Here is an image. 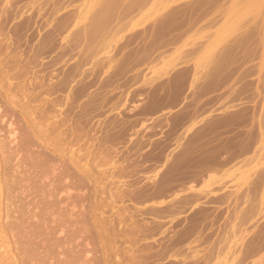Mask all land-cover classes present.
<instances>
[{
	"label": "rangeland",
	"instance_id": "374dc122",
	"mask_svg": "<svg viewBox=\"0 0 264 264\" xmlns=\"http://www.w3.org/2000/svg\"><path fill=\"white\" fill-rule=\"evenodd\" d=\"M36 1L12 0L8 5L4 4V0L0 1V23L3 26L1 27L0 24V32H2L0 34V44H2V46L0 45V78L4 81V88L10 89V92H18L14 98H19V101L13 103L10 98L12 94H10L6 98L5 103L8 107L19 109L23 102H28V99L25 98L26 94L21 93L22 88L26 89L27 95L32 97L30 103L34 114L31 117H39L42 114V108L46 107V109L50 110L53 108L52 105L55 100L62 98L63 119L55 127L49 126L48 131H40L42 137L39 140V144L41 143L42 145L35 148L48 154L52 160L60 165L68 167L60 169L70 172L79 180H84V183L82 180L81 183H88L87 186L90 188H86V185L83 187L86 188V191L84 190L86 193H89L90 190V195L86 197L89 198V196L94 194L92 198L88 199L84 196L86 193H83V198L88 200L85 203L88 204V207H92L90 217L93 216V219H90L91 224L89 225H93L94 228L93 220L97 226L101 227L96 226L97 228L107 231L108 236L110 234L109 238L107 239L106 237L105 239L98 236L96 231H92L93 234L91 235L94 238L92 241L95 247L97 246L96 250H99L97 251L99 260L105 257L107 260L111 258L109 259L111 261L108 260V264L113 262V264H136L137 260L144 256L145 260H140V263L137 264H173V260L178 262L175 263V261L174 264H179L181 259H184V262L187 260L184 264L188 262L192 264L193 257H190L192 254L190 253L191 250L188 251V241H184L185 244L179 238L194 223L195 227L198 228H195L196 230L194 229V231H201L200 234L206 232L205 236H208L207 238L203 234L197 235L195 234L196 232L194 233L193 237L196 235V239L201 237L204 243L201 242L203 245L201 243V245H197L198 243H196L195 250L198 248L201 253L204 250L205 252H203L207 254L206 251L209 252L208 250L213 248L212 252H210L213 255L209 253L212 258L208 255L209 259H211L208 262L209 264H230L233 259L235 261L234 264H241V261L243 264H264V246L260 245L262 247L261 250L258 247L259 239L264 232V182L259 181L264 173V0H51L52 5H50V0H38L42 8L45 6L43 11L40 4ZM54 1L59 3L55 5ZM107 1L116 2L119 7L115 3L118 8L111 10V3L109 5ZM47 2H49L48 5ZM58 4L61 5L62 15L65 13V16L68 15V17L64 15L62 17L61 11H59L60 5ZM62 5L64 11L62 10ZM38 6H40L39 9L41 11L38 10ZM54 6L58 11H53ZM125 6L131 9L128 11V7L124 9ZM100 9L103 11L102 15L99 14ZM171 9L173 14L169 13V10L172 12ZM22 10L27 12L23 13L21 12ZM94 13L95 16L104 15L101 19L105 28L100 27V29L102 28V30L99 29L101 32L96 31L95 34L93 33L94 39L90 38L89 41H86L89 36L87 37L86 33L81 31L97 25L99 21L101 22L99 24L103 25L101 20L96 21L100 16L95 17ZM168 14L169 16L171 14L173 19L175 18L174 21H176V16L179 21L185 18L187 21L180 25V27L183 25L181 28L178 27L171 32L175 35L172 43L168 46L151 49L157 22L168 16ZM53 15H56V17ZM92 15L95 18H92ZM107 15L110 17H107ZM58 16L63 19L62 25H67V28L63 25V33L61 29L57 31L55 29L58 24H55V22H59L57 20ZM26 17L29 18L27 19ZM53 17L56 19L54 20ZM46 19L50 21H46ZM51 19L55 21L54 24L51 23L53 22ZM66 19L67 22H71L67 23ZM73 19H76L74 20L76 22ZM20 21L25 22L21 24L19 23ZM90 21L94 22V24L91 25ZM50 23L51 25H49ZM83 23L84 25H82ZM100 25L95 26L96 29L94 27L91 30H97ZM80 27L82 29H79ZM64 28H66V31ZM47 30L51 33L59 32V36L62 34L68 37L62 38L61 35L60 38H56L58 34L54 33L52 35L47 32V34H50L49 39H54L53 36L56 35L55 39L57 41L54 39L50 42L51 40L45 37L49 35L45 34ZM91 30H87V35H91L89 32ZM72 32L76 34H71ZM77 32L79 34L76 37ZM99 32L101 35H97ZM68 33L69 35H67ZM44 34L45 36L43 37ZM97 37L100 39L104 38V40H100ZM64 40L65 42H63ZM91 40L93 41V50H89L90 44L88 42ZM47 43L50 45L48 46ZM60 45L65 48H61ZM37 47L38 50H36ZM42 49L44 50L43 53ZM58 59L63 61V63L61 61L58 63ZM64 60L66 61L64 62ZM56 63L58 64L56 65ZM60 63L62 66L65 65L63 66L64 71L62 70L63 67L59 65ZM56 67L60 68L59 71H57ZM69 67L72 69L69 70ZM61 70L63 74H61ZM180 78H184V82L180 81ZM193 79L195 80L193 81ZM190 81L193 82L190 83ZM192 83L193 85H191ZM166 90L171 94L170 96ZM155 97H157V100ZM148 109L149 111H147ZM52 120L54 118H51ZM188 125L191 127L190 131H186V126ZM187 135L191 136V151L194 150L193 152H195L197 157H199V151L200 154H203L210 149L223 146V153L221 152V157L223 158L230 153L228 151L235 149L234 146L237 140L246 138L252 140L250 148L239 153L235 158L233 157L234 159H231L230 162L228 161L229 163L226 162L224 163L225 165H219V167H208L218 169H212L209 173L207 171V175H204L201 179L194 176L188 181L189 184L186 181L187 184L184 183V179L183 182L177 184V186H180V190L176 186L174 190L178 191L185 190L183 187L186 185H193V188H198V190L207 188L206 194L208 197H203L201 192L199 194L198 190H195L196 193L192 192L193 196H190L189 202L185 200L187 188L183 192L185 196L180 192L175 194L176 191L173 188L164 190L160 183V185L158 184L159 186H151V179H147L151 175V178L156 179L164 176V171H166V167L169 164V157H172L177 151L181 150L180 152H182L185 149L188 142ZM48 144L57 145V152L50 154V149L46 147ZM158 146L161 147L162 152ZM88 147H90L89 150H87ZM163 147H165L164 150ZM115 159L117 160L115 161ZM191 168L196 170L198 166L193 165ZM111 172H113V175L109 174ZM108 174L111 176L109 177ZM121 174L125 177H120ZM145 176L148 177L146 178ZM101 177L102 179L100 180ZM258 177L259 180L257 179ZM118 178L119 180L116 181L115 179ZM123 178L126 182L121 183L125 181ZM138 180L139 184L148 181V183L142 184L146 190L141 188V185L139 186ZM129 181L135 187L130 185ZM181 183L184 185H181ZM203 186L206 187L199 189ZM129 187H132V190ZM136 188L147 192V197L142 198V200L140 198L142 203H139L138 199H136L140 197L138 195H141L139 190L136 191ZM127 191L129 192L128 194H130V191L135 192L134 195L137 197L133 195L135 197L134 201L127 200V198H133L131 197L132 195H130L131 198L127 197ZM162 191L164 192L161 193ZM125 192L126 195L124 194ZM179 194L183 196L180 195L177 199L173 197ZM194 194H197V197ZM198 194L199 196L202 195L200 196L201 198H198ZM123 196L127 198L124 199ZM108 198L110 201L113 200L111 201L112 203H110ZM146 198L148 199L147 202L144 200ZM170 198L172 201L174 199L177 201L180 198L178 204L182 206L177 207V202L173 201L176 204L174 205L173 203L172 211L175 210L176 213L175 211L169 212L168 214L172 213V215H168L169 218L166 215H159L162 219L159 220L160 218H158L155 222L154 219L155 217L157 219L158 216H154V213H151L153 211H150L147 215L145 214L146 212L141 211L146 210L149 212L150 209H147V207L154 205L155 202L159 203L163 199L170 201ZM102 199H106L105 202ZM115 199L119 202L117 201L116 203ZM90 200L95 202L89 203ZM135 200L138 201V204L137 202L135 203ZM94 204L95 206H93ZM147 204L149 205L147 206ZM134 206L136 208H133ZM190 206L191 208H189ZM186 207L187 210H185ZM161 208L165 209V207H159L158 209L162 210ZM200 208L209 210V214L207 215L206 211L207 216L204 215L206 220L204 217L198 219L199 215L194 217L195 214L199 213ZM176 209H179L178 212ZM140 211L143 213H140ZM199 214L201 215V211ZM174 215H176L175 218H172ZM130 216L134 219L137 218L136 221H132ZM188 216H191L187 218L189 221L186 219ZM129 217L131 218L130 220L128 219ZM184 217L185 219H183ZM191 218L194 219L191 220ZM173 219H176V221L174 220L176 223ZM153 220L154 223L152 222ZM163 220L164 222H160ZM178 220H182V222H178ZM139 221L141 223L144 222V230L153 227L152 223L153 225H158H154L153 230L155 231L152 234L153 230L144 231L142 229L144 224L142 223L143 225H141ZM136 222H138V225H136ZM177 223L180 224L178 225ZM148 225L151 227H147ZM184 225L185 227H183ZM157 226L163 228L162 230L169 229L170 226L173 229L170 231L165 230L166 233L164 234L165 231L158 229ZM133 227L137 228L134 229ZM138 227L142 230L140 229V231ZM113 228H115V231ZM172 230L176 232L173 233ZM203 230L204 232H202ZM116 231H118V234H114ZM149 232L152 236L148 234ZM260 232L261 237L258 234ZM177 234L179 235L177 236ZM255 235L257 238H255ZM111 236L114 241H110ZM174 236L176 237L174 238ZM145 237L150 239L145 240ZM169 237L174 240L171 239L172 241H169ZM204 237L207 241H204ZM138 238L141 243H137ZM167 241L169 243L172 242L170 245L173 244L172 246L178 247V251L180 249V255L183 254V251L184 253L188 251L185 254H189V257L184 255L188 259L184 256L182 258V255L177 254L176 249L171 247ZM165 242H167L169 247ZM142 244L146 246V250L151 245L153 249L147 250L150 256H152L150 250L155 251L157 257L159 256L157 252L159 253L160 251V255L163 253L162 255L164 256L161 255L159 256L160 259L159 257L157 259L153 252V260L149 258L150 256L147 259V254H145L147 252L142 250L144 248ZM103 245L107 249L109 248V252L103 248ZM247 245L249 248L254 245V249L258 247L255 252L252 247V250L250 248V251L256 254L252 252V256L248 250L249 248H247V252L246 248H244ZM133 246L136 247L133 248ZM204 246L209 247V249ZM167 247L170 249L169 251ZM194 248H192V251H194ZM106 251L109 253L107 256L102 254L103 252L106 253ZM175 252L176 254H174ZM124 253L129 256L123 257ZM169 253L172 254L173 259ZM173 254L181 258L174 257ZM240 254L242 258H245L246 254L249 255H247V258L242 259ZM135 256L138 259H135ZM11 257L5 259L1 264L12 260ZM194 258L195 262L197 257ZM236 258L238 262H236ZM126 259H129L130 263ZM254 261L257 263H254ZM180 264H183V262Z\"/></svg>",
	"mask_w": 264,
	"mask_h": 264
},
{
	"label": "bare ground",
	"instance_id": "6f19581e",
	"mask_svg": "<svg viewBox=\"0 0 264 264\" xmlns=\"http://www.w3.org/2000/svg\"><path fill=\"white\" fill-rule=\"evenodd\" d=\"M0 1H2V0H0ZM12 0H4V4H6V5H8L10 2H11ZM49 1V0H48ZM58 1V0H57ZM55 2V5H57L56 3H59V2ZM63 1V0H62ZM36 2H38V0L36 1ZM109 1H107V3H108ZM113 1H110L109 2V5H110V3H111V7H110V9L112 10H114L115 8L117 9L119 6L117 5V3H116V5L118 6V7H116V5H115V3H112ZM33 3V2H32ZM39 3V2H38ZM43 3H44V1H43ZM46 3V2H45ZM48 3L49 2H47V5H48ZM50 3H51V0H50ZM103 3V2H102ZM3 4V5H4ZM15 4V3H14ZM35 4V3H34ZM33 4V5H34ZM40 4V3H39ZM60 4H61V1H60ZM60 4H58V5H60ZM63 4H64V2H63ZM37 5V4H36ZM50 5H52V3L50 4ZM49 5V6H50ZM16 6V5H15ZM40 6H41V4H40ZM40 6H38V10H40L39 9V7ZM115 6V7H114ZM56 7H58V6H56ZM128 6H125L124 7V9H126ZM9 8V7H8ZM36 8H37V6H36ZM44 8H45V6H44ZM44 8H42V6H41V9H42V11L43 10H45ZM50 8V7H49ZM53 8V7H52ZM62 10L64 11V7H63V5H62ZM101 8V7H100ZM46 9H48V8H46ZM61 9V5H60V8H59V11H61L60 10ZM115 9V10H116ZM131 8L130 7H128V11L130 10ZM54 10H56V11H58L57 10V8L55 9V6H54V8H53V11ZM102 9H100L99 11L101 12H99V11H97V12H99V14H101L102 15V12L103 11H101ZM110 10V11H111ZM120 10V9H119ZM172 10V9H171ZM3 11V10H2ZM34 11V10H33ZM37 11V10H36ZM41 11V10H40ZM1 12V11H0ZM21 12H23V10L21 11ZM25 13L27 12L26 10L24 11ZM23 12V13H24ZM36 13H39V12H36ZM51 13V12H50ZM81 13V12H80ZM169 13H171V14H173V10H172V12H170V10H169ZM3 14V13H2ZM5 14V13H4ZM30 14H31V12H30ZM41 14V13H40ZM39 14V15H40ZM52 14H54V13H52ZM51 14V15H52ZM58 14V13H57ZM56 14V15H57ZM104 14V13H103ZM171 14H170V16H169V14H168V16H165V17H163L161 20H158V22H157V25H156V30H155V38H154V40H153V43L151 44V49H153V48H156V47H164V46H168L170 43H172L173 42V40L175 39V35H174V33H171L173 30H175L176 28H178V27H180V25L182 24V23H185L186 21H187V19L185 18V19H180V21L179 20H177V16H176V21H174V19H173V16H171ZM56 15H53L54 17H56ZM61 15H62V11H61ZM60 15V16H61ZM64 16H65V13L63 14ZM62 15V17H64ZM94 16H95V13L93 14ZM93 15L91 16L92 18H95V17H99L100 16V18L99 19H96V21L97 20H101L102 21V23H103V20L101 19V17H104V15L103 16H101V15H96L95 17H93ZM4 17H6L5 15H3ZM21 16V15H20ZM60 16H58L59 18L57 19V20H59V22H55V21H53L52 19H51V21H53V22H51V23H53L54 24V22H55V24L56 23H58L54 28L56 29V31L58 30V29H61L62 30V27H63V25H62V21H63V19H61L62 17H60ZM109 15H107V17H108ZM175 16V15H174ZM54 17H53V19H54ZM65 17H68V15H66ZM90 17V18H91ZM110 17V16H109ZM27 19L29 18V17H26ZM31 18V17H30ZM52 18V17H51ZM56 19V18H55ZM54 19V20H55ZM67 19H69V18H67ZM67 19H66V22H67ZM47 20H49V19H46V21ZM74 20H76V19H73V21ZM94 20V19H93ZM93 20H91V21H93ZM30 21H31V19H30ZM50 21V20H49ZM90 21V24L92 25V24H94V22H91ZM25 22V21H24ZM24 22H19V23H21V24H23ZM27 22V21H26ZM69 22V21H68ZM67 22V23H68ZM71 22V21H70ZM69 22V23H70ZM74 22H76V21H74ZM49 23V22H48ZM51 23L49 24V25H51ZM78 23V22H77ZM89 23V22H88ZM99 23H101L100 21H99ZM99 23H97V25H100ZM156 23V22H155ZM1 24V23H0ZM73 24V23H72ZM89 24V25H90ZM96 24V23H95ZM74 25V24H73ZM72 25V26H73ZM79 25H80V23H79ZM82 25H84V23L82 24ZM85 25H87V24H85ZM90 25V26H91ZM97 25H95L96 27H97ZM102 25V24H101ZM99 26V28H97V30H95L96 29V27L95 26H92L91 28L89 27V28H85L86 29V31H81L82 33L83 32H85L86 33V36L88 37L89 36V39L88 40H86V38H85V40L86 41H89L90 40V38L91 39H94V36H93V33L95 34V32L96 31H100V30H102V28L104 29L105 28V26H104V23H103V25L102 26ZM52 26H54V25H52ZM65 27L67 26L66 24L64 25ZM104 26V27H103ZM183 26V25H182ZM181 26V27H182ZM1 27H3L2 26V24H1ZM70 27V26H69ZM74 27V26H73ZM95 27V29L94 30H91V29H93ZM100 27H102L101 29H100ZM180 27V28H181ZM67 28V27H66ZM66 28H64L65 29V31H66ZM75 28V27H74ZM77 28V27H76ZM179 28V29H180ZM54 29V30H55ZM79 29H82L81 27L79 28ZM91 30V31H89L90 33H91V35H87V30ZM100 29V30H99ZM68 30V29H67ZM181 30V29H180ZM1 31V30H0ZM4 31V30H3ZM64 31V32H65ZM69 31V30H68ZM75 31V30H74ZM79 31V32H80ZM47 32H49L48 30L46 31V33L45 34H47ZM101 32V31H100ZM100 32L99 33H97V35H99L100 34ZM2 32H0V34H1ZM4 33H6L5 31H4ZM8 33V32H7ZM49 33H51V32H49ZM48 33V34H49ZM58 34L57 32H53V33H51L52 35L53 34ZM62 33H63V30H62ZM67 33V32H66ZM74 32H72L71 34H73ZM84 33V34H85ZM102 33H103V31H102ZM170 33V34H169ZM45 34L43 35V37L45 36ZM47 34V35H48ZM60 34V33H59ZM59 34H58V36H56V38H60V36L62 35H60L59 36ZM74 34H76V33H74ZM78 32H77V35H76V37L78 36ZM83 34V35H84ZM89 34V33H88ZM169 34V35H168ZM6 35V34H5ZM67 35H69V33L67 34ZM101 35V34H100ZM4 36V35H3ZM9 36V35H8ZM49 36H50V34L48 35V36H45L48 40H51L50 42H52V40H54L55 39V36H53L54 37V39L52 38V39H49ZM66 35H62V38H66V37H68V36H66ZM42 37V38H43ZM72 37H73V35H72ZM75 37V38H76ZM80 37V36H79ZM83 37V36H82ZM85 37V36H84ZM96 37V36H95ZM10 38V37H9ZM45 38V39H46ZM97 38H99V37H97ZM11 39V38H10ZM44 39V40H45ZM73 39V38H72ZM100 39V38H99ZM102 39V38H101ZM100 39V40H101ZM108 39H109V37H108ZM1 40V39H0ZM7 40V39H6ZM5 40V41H6ZM42 40V39H41ZM43 40V41H44ZM59 40V39H58ZM75 40V39H74ZM102 40H104V38L102 39ZM55 41H57L56 39H55ZM62 41V40H61ZM106 41V40H105ZM9 42V41H8ZM54 42V41H53ZM63 42H65V40L63 41ZM96 42H97V40H96ZM10 43V42H9ZM59 44H60V42H58ZM89 44H90V46H89V50H93V41L91 40L90 42H88ZM48 44V46L50 45L49 43H47ZM58 44V45H59ZM65 44V43H64ZM1 46H2V44H0ZM10 45V44H9ZM0 46V47H1ZM47 46V47H48ZM63 46V45H62ZM61 45H60V47L61 48H65L64 46L62 47ZM41 48H42V46H40ZM39 47V48H40ZM40 48V49H41ZM59 48V47H58ZM61 48H60V50H61ZM45 50H46V48H44ZM82 49V48H81ZM36 50H38V47H37V49ZM35 50V51H36ZM111 50V49H110ZM109 50V51H110ZM11 51V50H10ZM42 51V53H43V49L41 50ZM82 51V50H81ZM6 52V51H5ZM111 52V51H110ZM40 53V52H39ZM229 53V52H228ZM6 54V53H5ZM17 54V53H16ZM230 54V53H229ZM3 55V54H2ZM22 55V54H21ZM38 55V54H37ZM40 55V54H39ZM86 55V54H85ZM10 56H12V55H10ZM16 56V55H15ZM2 57V56H1ZM83 57H84V54H83ZM5 58V57H4ZM9 58V57H8ZM16 58H17V56H16ZM94 58V57H93ZM1 59V58H0ZM13 59V58H12ZM61 59H62V56H61ZM68 60H70V59H68ZM82 60H83V58H82ZM7 61V60H6ZM28 61V60H27ZM59 61H61L60 59H58V63H59ZM66 60H64V62H65ZM91 61V60H90ZM62 63H63V61H61ZM4 63V62H3ZM58 63H56V65L58 64ZM0 64H1V61H0ZM4 64H6V63H4ZM67 64V63H66ZM59 65H61V63L59 64ZM71 65V64H70ZM2 66H3V64H2ZM62 66V65H61ZM63 66H65V65H63ZM62 66V67H63ZM109 66V65H108ZM58 67H60V66H58ZM61 67V68H62ZM71 67H73L72 65H71ZM5 68V67H4ZM57 68V67H56ZM58 69V68H57ZM60 69V68H59ZM59 69L57 70V71H59ZM72 68H70L69 67V70H71ZM179 69V68H178ZM186 69V68H185ZM39 70V69H38ZM63 71L65 70L64 69V67H63V69H62ZM61 70V74H63V71ZM69 70H67V71H69ZM110 70V69H109ZM184 70V69H183ZM188 70H189V68H188ZM1 71H2V69H1ZM9 71V70H8ZM18 71H19V69H18ZM178 71V70H177ZM5 72V71H4ZM72 72V71H71ZM3 73V72H2ZM184 73V72H183ZM182 73V74H183ZM8 74V73H7ZM56 74H57V72H56ZM94 74V73H93ZM178 74H179V72H178ZM182 74H181V76H182ZM13 75V74H12ZM54 75V74H53ZM73 75V74H72ZM180 75V74H179ZM212 75V74H211ZM211 75H209V76H211ZM63 76V75H62ZM61 76V77H62ZM175 76V75H174ZM180 76V77H181ZM209 76H206V77H209ZM212 76H214V75H212ZM3 77V76H2ZM42 78H43V76H42ZM52 78V77H51ZM176 78V77H175ZM210 78V77H209ZM212 78V77H211ZM213 79V78H212ZM5 80H6V78H5ZM9 80V79H8ZM183 81L184 80V78L182 79V78H180V81ZM195 79H193V81H194ZM186 81V80H185ZM193 81H190V83L191 82H193ZM206 81V80H205ZM212 81V80H211ZM184 82V81H183ZM206 82H208V81H206ZM37 83V82H36ZM181 83V82H180ZM195 83V82H194ZM11 84V83H10ZM209 84H210V82H209ZM38 85V84H37ZM181 85H182V83H181ZM191 85H193V83L191 84ZM12 86V85H11ZM33 86V85H32ZM184 86V85H183ZM25 87V86H24ZM38 87V86H37ZM35 88H36V86H35ZM182 88V87H181ZM34 90V89H33ZM166 92H167V90H166ZM18 92H13V91H11L10 92V89H5L4 88V81H3V79L2 78H0V237H1V239H0V244H1V246H0V264H1V262H3L5 259H7L8 257H11L12 258V260H9L8 262H6V263H3V264H108V260L109 259H111V258H109L108 260H107V258H105V257H103V258H101V260H99V256H97V251H99V250H96V247H95V244H94V242L92 241V240H94V238H93V235H91V234H93L92 233V231L94 232V231H96V234L98 235V236H100V237H104L105 239H106V237H107V239L109 238V236H110V234H109V236H108V232L107 231H105V230H101V229H99V228H101V227H99V226H97L96 224H95V222L92 220V223L95 225L94 226V228H93V225L91 226V225H89V224H91V221H90V219L92 218L93 219V216L92 217H90V210H91V208L92 207H88V204L87 203H85V202H87L88 200L87 199H84L83 197L85 196H88V195H90V190H89V193H86L85 191V189L86 188H90V187H88L87 185H88V183L87 182H85V183H87V184H83L84 182V180H82V182L83 183H81V180H79L78 178H76L74 175H72L70 172H68V171H66V170H63V169H60V168H68V167H66V166H64V165H60L58 162H55L54 160H52L51 158H50V156L48 155V154H46L45 152H42V151H40V150H38V149H36L35 147H39V145H42L41 143L39 144V140H41L40 138L42 137L41 135H40V131H43V130H47L48 131V128H49V126L51 127V126H56V125H58L59 123H60V121L63 119V113H64V108H63V101H62V98H59V99H56L55 100V103L52 105L53 106V108L52 109H46V107L45 108H42L41 109V111H42V114L41 115H39V117H36V116H34V117H31L33 114H34V111L32 112V107H31V103H30V101H31V95H27V93H26V89H23L22 88V94H26L25 95V98H27L28 99V102H23V104L19 107V109H17V108H15V107H8L7 105H6V103H5V101H6V98H8L9 97V95L10 94H12V96L10 97L11 98V101L13 102V103H16L17 101H19V98H14L15 96H16V94H17ZM168 93V95L170 96L171 94H169V92H167ZM155 96V95H154ZM176 97H178V96H176ZM156 98V100H157V97H155ZM170 98V97H169ZM172 98V97H171ZM172 99H175V98H172ZM52 100V99H51ZM155 100V99H154ZM47 102V101H46ZM50 103V102H49ZM157 104V103H156ZM156 104H155V107H156ZM13 105V104H12ZM152 105V104H151ZM34 106V105H33ZM54 107H58V108H54ZM152 107V106H151ZM151 107L149 108L150 109V111H151ZM54 109V110H53ZM149 109L147 110V111H149ZM154 109V108H153ZM184 110V109H183ZM40 111V110H39ZM36 112V111H35ZM187 112V111H186ZM182 113H184V112H182ZM184 114H186V113H184ZM188 114H190V113H188ZM184 116H186V115H184ZM183 116V117H184ZM189 116V115H188ZM174 117V116H173ZM178 117V116H177ZM192 117V116H191ZM51 118H54V120H52L51 121ZM175 119V118H174ZM189 120V119H188ZM188 120H187V122H188ZM56 121V122H55ZM173 122H174V120H172ZM183 121H184V118H183ZM45 122H48V123H45ZM185 122H186V119H185ZM190 123V122H189ZM185 124H187V123H185ZM176 125V124H175ZM174 125V126H175ZM185 126V125H184ZM187 127V130L186 131H190V129H191V127L188 125V126H186ZM206 129H207V127H206ZM201 132V131H200ZM190 134H191V132H190ZM195 136V135H194ZM198 137V136H197ZM187 144H186V146H185V149L182 151V152H180V151H177L178 152V154H177V152L172 156V157H169L170 158V160L168 159V166L166 167L167 169H166V171H164L165 173H164V176H160V177H158V178H160V179H156V178H151L152 177V175H151V177H146L147 179H151V186H159L160 184H161V186H162V188L164 189V190H166V189H170V188H173V190H174V188H175V186L176 187H180L179 185L177 186V184H180V182H183V179H184V183H186V182H188V181H190L194 176H196V177H199L200 179L201 178H203L204 177V175H207V173H209V171H211L212 169L213 170H215V169H218V168H208V167H214V166H218L219 167V165L221 166V165H225L224 163H229L230 161H231V159H234L235 158V156L236 155H238L239 153H242L243 151H246L248 148H250V146H251V142H252V140L250 139V138H246V139H241V140H237L235 143H236V145L234 146V148L235 149H233V150H231V151H228V152H230V153H228V154H226L227 156H225V157H221V152H222V150H223V146L222 147H215V149H210V150H208L207 152H205V153H201L200 154V151H199V157H197V156H195V152H193V151H191V144H192V142H191V136L190 135H187ZM168 139V138H167ZM156 141V140H155ZM167 141V140H166ZM158 142H159V140H158ZM161 142V141H160ZM171 142V141H170ZM185 142V141H184ZM165 143V142H164ZM168 143V142H167ZM166 143V144H167ZM44 144V143H43ZM47 144V143H46ZM155 144V143H154ZM157 144V143H156ZM161 144V143H160ZM159 144V145H160ZM194 144H195V142H194ZM232 144H234V142H232ZM169 145V144H168ZM168 145H166L167 147H168ZM196 145V144H195ZM161 146H163V145H161ZM46 147H48V149H50L49 150V152H50V154L51 153H54V152H57V150H58V148H57V145H55V144H48V146H46ZM52 147V148H51ZM159 147V146H158ZM160 149H161V147H159ZM159 148H157V149H159ZM164 148L165 147H163V150H164ZM175 149H176V147H174ZM214 148V147H213ZM227 148V147H226ZM90 149V147H88L87 148V150H89ZM156 149V148H155ZM181 149V148H180ZM225 149V148H224ZM196 151H197V149H195ZM91 151V150H90ZM156 151V150H155ZM89 152V151H88ZM161 152H162V149H161ZM204 152V151H203ZM158 153H159V151H158ZM174 153V152H173ZM180 153V154H179ZM223 153V152H222ZM146 154H148V153H146ZM165 154V153H164ZM197 154V153H196ZM54 155V154H53ZM75 155V154H74ZM77 155H79V154H77ZM153 155V154H152ZM166 155H168V154H166ZM165 155V156H166ZM118 157V156H117ZM144 157V156H143ZM147 157H148V155H147ZM154 157H155V155H154ZM160 157V156H159ZM168 157V156H167ZM234 157V158H233ZM166 158V157H165ZM118 159V158H117ZM117 159H115V161L117 160ZM157 159V158H156ZM156 159H154V160H156ZM136 161V160H135ZM229 161V162H228ZM80 162V161H79ZM150 162H151V160H150ZM86 163V162H85ZM135 163H137V162H135ZM166 163H167V161H166ZM115 164V163H114ZM142 165V164H141ZM193 165H197L198 166V169H196V170H193L194 168H191ZM122 166V165H121ZM119 167V166H118ZM142 167V166H141ZM120 168V167H119ZM132 171V170H131ZM153 171V170H152ZM156 171V170H155ZM193 171H195V172H193ZM208 171V172H207ZM262 171V170H261ZM114 172V171H113ZM113 172H111V173H109V174H111V175H113ZM151 172V171H150ZM207 172V173H206ZM264 172V171H263ZM116 173V172H115ZM119 173V172H118ZM206 173V174H205ZM90 174V173H89ZM107 174V173H106ZM108 174V176L110 177L111 175H109ZM125 175H126V172H125ZM155 175H156V172H155ZM154 175V176H155ZM259 175H261V174H259ZM77 176V175H76ZM124 176V175H123ZM122 176V174H121V176L120 177H123ZM261 176H264V173H263V175H261ZM113 177V176H112ZM125 177V176H124ZM156 177V176H155ZM163 177V178H162ZM89 178V177H88ZM114 178H116V177H114ZM127 178V177H126ZM90 179V178H89ZM102 179V177L100 178V180ZM104 179V178H103ZM108 179V178H107ZM124 179V178H123ZM122 179V180H123ZM145 179V178H144ZM258 180H259V177L257 178ZM111 180V179H110ZM116 181L117 180H119V178L118 179H115ZM114 180V181H115ZM125 180V179H124ZM196 180V179H195ZM204 180V179H203ZM103 181V180H102ZM112 181V180H111ZM120 181H121V179H120ZM177 181H179V182H177ZM186 181V182H185ZM259 181H261V180H259ZM104 182V181H103ZM124 182H126V180L125 181H123V182H121V183H124ZM173 182V183H172ZM177 182V183H176ZM205 182V181H204ZM102 183V182H101ZM105 183V182H104ZM103 183V184H104ZM120 183V184H121ZM128 183H130V185H133V183L131 184V182L129 181ZM144 184H146V183H148V181H146V183L145 182H143ZM142 183V184H143ZM160 183V184H159ZM83 184V185H82ZM119 184V185H120ZM127 184V183H126ZM125 184V185H126ZM138 184H139V180H138ZM142 184H139V186L141 185V188H143V186L144 185H142ZM159 184V185H158ZM187 184V183H186ZM185 184V185H186ZM188 184H189V182H188ZM84 185H86V188H83L84 187ZM128 185V184H127ZM130 185H128V186H130ZM181 185H184V184H182L181 183ZM207 185V184H206ZM128 186H125V187H128ZM134 187H135V185H133ZM132 186V187H133ZM151 186H150V188H151ZM187 186V187H186ZM186 186H184L183 188H185V190L183 189V188H181V189H183V190H181V191H178V190H180V188L178 189V190H174V191H176V193L175 194H177V192H180V193H182L183 194V192H185L186 191V188H187V193H186V197H185V200L187 201V202H189V198H190V196L192 195L193 196V193H196V191L195 190H198V188L197 189H194L193 188V185H186ZM132 187H129L130 189L132 188ZM134 187H133V189H134ZM145 187V186H144ZM182 187V186H181ZM206 187V186H205ZM204 186L203 187H200L199 189H201V188H205ZM149 188V189H150ZM196 188V187H195ZM113 189V188H112ZM111 189V190H112ZM119 189V188H118ZM126 190H129V189H127V188H125ZM143 189H145V188H143ZM141 190L140 191V189L138 188H136V191L137 190H139L140 191V193H141V195H142V197H141V195H138L137 193V195L138 196H140V197H137V196H135L134 195V193H133V191L131 192L130 191V194H128L129 192L127 191V194H128V196L127 197H130V195H132L131 197H133V198H131V199H129V198H127L126 196V198H127V200L129 201H131V200H133L134 201V199H135V197H137L136 199H138V201H139V203H142V202H140V198H141V200H142V198H145V197H147V192H145L144 190ZM148 189V188H147ZM155 189V188H154ZM177 189V188H176ZM207 189V188H206ZM206 189H204V190H206ZM85 190V191H84ZM121 190V189H120ZM119 190V191H120ZM132 190V189H131ZM135 190V189H134ZM146 190V189H145ZM162 190V189H161ZM172 190V189H171ZM203 189L202 190H198V193L200 194V192L202 193V195H203V197L204 196H207V190L206 191H204ZM87 191H88V189H87ZM153 191H155V190H153ZM86 193V194H84V196H83V193ZM97 192V191H96ZM111 192V191H110ZM121 192V191H120ZM164 191H162L161 193H163ZM193 192V193H192ZM98 193V192H97ZM102 193V192H101ZM103 193H104V191H103ZM131 193H133V194H131ZM170 194H171V192H169ZM209 193V192H208ZM96 194V193H95ZM119 194V193H118ZM125 195H126V192L124 193ZM123 194V195H124ZM143 194H146V195H143ZM174 194V193H173ZM182 194H179V195H174L173 197L175 198V199H177L178 198V196L180 197V195H182ZM199 194H198V198H201L200 196H202V195H200L199 196ZM93 196H94V194H92ZM105 195V194H104ZM135 197H134V196ZM150 195V194H149ZM159 195H161V194H159ZM165 195H167V194H165ZM184 196H185V194H183ZM182 195V196H183ZM194 195H196V197H197V194H194ZM218 195V194H217ZM93 196H89V198H92ZM119 196V195H118ZM121 196H122V194H121ZM176 196V197H175ZM221 196V195H220ZM96 197H98L97 195H96ZM103 197V196H102ZM106 197H109V196H106ZM105 197V198H106ZM170 197H172V196H170ZM173 197H172V199H173ZM202 197V199H204ZM208 197V196H207ZM218 197H219V195H218ZM86 198H88V197H86ZM88 198V199H89ZM110 198V197H109ZM108 198V199H109ZM118 198V197H117ZM123 198H124V196H123ZM126 198H124V199H126ZM149 198H151V197H149ZM169 198V197H168ZM194 198V197H193ZM193 198H191V199H193ZM219 198H221V197H219ZM94 199V198H93ZM107 199V198H106ZM106 199H102V200H104V202H105V200ZM113 199V198H112ZM147 199V198H146ZM146 199H144L146 202L148 201V199L146 200ZM172 199L170 198V201H165V199H163L161 202H159V203H157V202H155L154 203V205L152 204V206H151V208H149V207H147L149 204H147V209H150L149 210V212L148 211H146V210H141V209H143V208H141L140 210L141 211H143L146 215H147V213H150V211H153V212H151L152 214L154 213V216H158L157 217V219H156V217H155V222H156V220H158V218H160L159 220H161L162 219V217H160L159 215H166V216H168V215H172V213H170V214H168L169 212H174V211H172V209H173V207H174V205L176 204V203H174L173 201H175V202H177V204H178V201L180 200V198L176 201L175 199L172 201ZM208 199V198H207ZM216 199H218V198H216ZM100 200H101V198H100ZM122 200V199H121ZM143 200V201H144ZM159 200V199H158ZM194 200H198V199H194ZM92 200H90V202L89 203H93V202H95V201H92ZM97 201V200H96ZM109 201H110V199H109ZM111 201H113V200H111ZM110 201V203H112ZM115 201H116V199H115ZM118 201V200H117ZM117 201H116V203H117ZM124 202H125V200H123ZM138 201L137 200H135V203L137 202V204H138ZM152 201V200H151ZM157 201V200H156ZM192 201V200H191ZM190 201V202H191ZM199 201V200H198ZM202 200H200V202H201ZM204 201V200H203ZM208 201V200H207ZM206 201V202H207ZM101 202V201H100ZM119 202V201H118ZM121 202V201H120ZM123 202V203H124ZM195 202V201H194ZM199 202V203H200ZM103 203V202H102ZM109 202H108V204H110ZM115 203V202H114ZM173 203H174V205H173ZM180 203V202H179ZM201 203H203V202H201ZM209 203V202H208ZM87 204V205H86ZM192 204V203H191ZM121 205V204H120ZM163 205V206H162ZM190 205V204H189ZM198 205V204H197ZM202 205V204H201ZM93 206H95V204L93 205ZM136 206V205H135ZM133 207V208H136V207ZM177 207H180V206H182V205H180L179 206V204L178 205H176ZM207 206V205H206ZM159 207H165V209L163 210V208H161L162 210H160V209H158ZM204 207V206H203ZM138 208V207H137ZM182 208V207H181ZM189 208H191V206L189 207ZM194 208V207H193ZM199 208V207H198ZM207 208V207H206ZM206 208H203V209H205V210H202L201 208V210H199V213H200V211H201V215L198 213V214H195L194 215V217H197L198 215H199V218L198 219H200V218H202V217H204V219H205V216H207L209 213H208V211L209 210H206ZM209 208V207H208ZM144 209H146V208H144ZM126 210H129V209H126ZM132 210V209H131ZM177 210V212H178V210L179 209H176ZM185 210H187V207H186V209ZM94 211V210H93ZM93 211H91L92 213H94ZM134 211V210H133ZM139 211V210H138ZM140 211V213H143V212H141ZM156 211V212H155ZM181 211V210H180ZM196 211V210H195ZM206 211H207V215H206ZM250 211V210H249ZM135 212H136V210H135ZM187 212V211H186ZM198 212V211H197ZM103 213V212H102ZM139 213V212H138ZM156 213V214H155ZM167 213V214H166ZM175 213H176V211H175ZM183 213V212H182ZM152 214H151V216H152ZM174 214V213H173ZM193 214V213H192ZM251 214V213H250ZM89 215V216H88ZM125 215V214H124ZM132 215H134L135 216V214H133L132 213ZM143 215V214H142ZM148 215H150V214H148ZM177 215V214H176ZM176 215H174V217H172V216H170V217H172V218H175V216ZM182 215V214H181ZM189 215V214H188ZM197 215V216H196ZM205 215V216H204ZM201 216V217H200ZM127 217V216H126ZM131 217V216H130ZM128 218L129 220L132 218ZM164 218H165V216H163ZM191 216H188V217H186V219L187 218H190ZM142 218H145V217H142ZM154 218V217H153ZM167 218H169V216L167 217ZM167 218H165V219H167ZM208 218V217H207ZM127 219V220H128ZM136 219L137 218H132V221H136ZM152 219V218H151ZM171 219V218H170ZM183 219H185V217L183 218ZM182 219V220H183ZM192 219H194V218H191V220ZM100 220V219H99ZM99 220H96V221H99ZM121 220V219H120ZM124 220V219H123ZM126 220V219H125ZM148 220V219H147ZM154 220L152 221L153 223H154ZM176 221V219H173V221ZM182 220L180 221V220H178V222H182ZM188 221H189V219H187ZM197 220V219H196ZM206 220V219H205ZM208 220V219H207ZM141 221H145V220H141ZM169 221V220H168ZM174 221V222H175ZM105 222V221H104ZM104 222H103V224H104ZM119 222V221H118ZM126 222H129V221H126ZM140 222V221H139ZM148 222V221H147ZM151 222V223H152ZM159 222V221H158ZM160 222H164V220L163 221H160ZM159 222V223H160ZM167 222V221H166ZM170 222H171V220H170ZM201 222V221H200ZM98 223V222H97ZM101 223H102V221H101ZM123 223V222H122ZM125 223V222H124ZM137 223V224H136ZM135 224L136 225H138V222H136ZM143 224H144V222H142ZM141 222H140V224L141 225H143ZM153 223H152V226L154 227V225H153ZM176 223V222H175ZM174 223V224H175ZM186 223H187V221H186ZM185 223V225L187 226V224L189 223H187L186 224ZM202 223V222H201ZM120 224H121V222H120ZM126 224V223H125ZM124 224V225H125ZM148 224V223H147ZM169 224V223H168ZM171 224H172V222H171ZM170 224V225H171ZM178 225L180 224V223H177ZM176 224V225H177ZM105 225V224H104ZM112 225V224H111ZM115 225V224H114ZM135 225V226H136ZM156 225H158V224H156ZM155 225V226H156ZM163 225V224H162ZM166 225V224H165ZM185 225L183 226V227H185ZM189 225H190V223H189ZM88 226H90V227H88ZM99 227V228H97V227ZM100 226H101V224H100ZM144 226V228H142L143 230L145 229V224L143 225ZM150 225H148L147 227H149ZM172 226H174V225H172ZM172 226H167V227H169V229H167L166 227V231L167 230H171V229H173V228H171ZM197 226H198V224H197ZM102 227H105V226H102ZM113 227V226H112ZM116 227H117V225H116ZM132 227V226H131ZM151 227V226H150ZM153 227H151V228H146V230H144V231H147L148 232V230L149 229H151V230H153ZM162 227V226H161ZM174 227H176V226H174ZM199 227V226H198ZM108 228V227H107ZM127 228V227H126ZM130 228V227H129ZM129 228H128V230H129ZM134 229H136L135 227H133ZM156 228V227H155ZM157 228L158 229H163V228H160V227H158L157 226ZM196 227H195V225H194V223L193 224H191L185 231H184V233H183V235L181 236L180 235V237L181 238H179V239H181V241L183 242V243H185L184 241H188L187 242V246H188V251H190L191 250V252L190 253H192L191 255H190V257L192 256L193 258L194 257H197V259H196V261L194 262V260H195V258L193 259L192 258V264H193V262H194V264L196 263V264H209L208 262H210L211 261V259H209V257H208V255L210 256V254L211 255H213L212 253H210V252H212V249L210 250L209 249V247L207 248V247H205V248H207V249H209L208 251L209 252H207L206 251V253L207 254H205L203 251H202V253H201V251L200 250H198V248H197V250H195V245H196V243H198L197 245H199L201 242H202V238L201 237H199L198 239H196L195 237L198 235V234H200V232H196V231H194V229H195ZM92 229H95V230H92ZM103 229V228H102ZM114 229V231H115V228H113ZM125 229V228H124ZM138 229L140 230L141 228L140 227H138ZM137 229V230H138ZM141 229V230H142ZM196 229H198V228H196ZM195 229V230H196ZM199 229H200V227H199ZM107 230H110V229H107ZM131 230H132V228H131ZM140 230V231H141ZM165 230H162V231H165ZM202 230V229H201ZM120 231V230H119ZM126 231V230H125ZM154 231L155 230H153V232L152 231H150V232H152V234L154 233ZM166 231L164 232V234L166 233ZM168 231V232H169ZM173 231V230H172ZM199 231V230H198ZM111 232H112V229H111ZM118 231H116V232H114V234L115 233H117ZM121 232H123L122 230H121ZM120 232V233H121ZM133 232H135V231H133ZM148 233V234H150L151 235V233ZM167 232V233H168ZM174 232H176V231H173V233ZM196 232V233H195ZM202 232H204V230L202 231ZM110 233V232H109ZM124 233V232H123ZM122 233V234H123ZM143 233H145V232H143ZM194 233L195 234H197L195 237H193V235H194ZM205 233L206 232H204V234L203 233H201L200 235H204L205 236ZM264 233V232H263ZM262 233V234H263ZM95 234V233H94ZM113 234V235H114ZM118 234V233H117ZM116 234V235H117ZM135 234V233H134ZM208 234V233H207ZM259 234V237H261V236H263L262 234H261V232L260 233H258ZM260 234H261V236H260ZM89 235H90V237H89ZM120 235V234H119ZM145 235L147 236V234L145 233ZM155 235V234H154ZM179 234H177V236H178ZM95 236V235H94ZM152 236V235H151ZM167 236V235H166ZM173 236V235H172ZM207 236V235H206ZM205 236V237H206ZM258 236V235H257ZM100 237H97V238H100ZM114 237V236H113ZM138 237V236H137ZM164 237V236H163ZM176 236H174V238H175ZM193 237V238H192ZM203 237V236H202ZM203 238V239H205L204 241H207L206 240V238ZM149 238V237H148ZM154 238V237H153ZM153 238H151V239H153ZM167 238H168V236H167ZM178 238V237H177ZM195 238V239H194ZM207 238H208V236H207ZM255 238H257L256 237V235H255ZM101 239V238H100ZM110 241H114L113 239H112V236L110 237ZM150 239V238H149ZM149 239H147L146 237H145V240H149ZM164 239V238H163ZM169 241H172V240H174V239H172L171 237H169ZM172 239V240H171ZM178 239V240H179ZM191 239V240H190ZM260 240V239H259ZM107 241H109V240H107ZM106 241V242H107ZM126 241V240H125ZM136 241V240H135ZM142 241H143V239H142ZM138 242H140L139 241V238H138V241H137V243ZM146 242V241H145ZM148 242V241H147ZM157 242V241H156ZM168 242V241H167ZM167 242H165L166 244H167ZM96 243V242H95ZM110 243V242H109ZM134 243V242H133ZM137 243H136V245H137ZM141 243V242H140ZM151 243V242H150ZM164 243V244H165ZM169 243V242H168ZM172 243V242H171ZM171 243H169V245L171 244ZM195 243V244H194ZM203 243V242H202ZM201 243V244H202ZM206 243V242H205ZM251 243V242H250ZM107 244V243H106ZM105 244V245H106ZM135 244V243H134ZM149 244V243H148ZM165 244V245H166ZM186 244V243H185ZM193 244V245H192ZM200 244V245H201ZM204 244V243H203ZM202 244V245H203ZM101 245V244H100ZM105 245H103V248H105L107 251H108V249L106 248V247H108L107 245H106V247H105ZM109 245V244H108ZM143 245V244H142ZM147 245V244H146ZM155 245V244H154ZM168 245V244H167ZM166 245V246H167ZM169 245H168V247H169ZM173 245V244H172ZM172 245H170L171 247H173V248H175L174 250L175 251H177V254H179L180 255V253H179V251H180V249H179V251H178V247H174V246H172ZM248 245H250V244H248ZM246 246V247H244V248H246V251H247V248H249V246ZM258 245V244H257ZM260 243H259V245H258V247L260 248V250H261V248L263 247H260ZM90 246V247H89ZM131 246V245H130ZM185 247H186V245H184ZM207 246H209V245H207ZM134 247H136V246H133V248ZM138 247V246H137ZM143 247L145 248L146 246L145 245H143ZM150 247H151V245H150ZM150 247H147L148 249H153L152 247L150 248ZM153 247H155V246H153ZM168 247H167V249H168ZM170 247V248H171ZM211 247V246H210ZM252 246H250V248H251ZM253 247H254V245H253ZM252 247V248H253ZM256 247V246H255ZM258 247H256V248H258ZM111 248V247H110ZM139 248V247H138ZM142 249V250H144V251H146L147 252V250H146V248L145 249ZM182 248V247H181ZM192 248H194V251H192L193 249ZM203 248V247H202ZM204 248V249H205ZM243 248V249H244ZM250 248L248 249L249 251H250ZM252 248H251V250H252ZM254 249L253 251L255 252V250H258V249ZM140 249V248H139ZM243 249H241V250H243ZM101 250H102V248H101ZM100 250V251H101ZM137 250V249H136ZM170 249H168V251H169ZM173 250V249H172ZM186 250H187V248H186ZM217 250V249H216ZM245 250V249H244ZM105 251V250H104ZM106 251V253L105 252H103L102 254L103 255H105V256H107L109 253V251L107 252ZM120 251V250H119ZM140 251H141V249H140ZM149 251V250H148ZM151 251V253L150 254H152V256H154V254H155V257L158 259V257L159 256H161L163 253H161V255H160V252L158 253L157 252V255L159 254V256L157 257L156 256V252L155 251H152V250H150ZM157 251V250H156ZM164 251V250H163ZM188 251H186L187 253H188ZM253 251H250L251 252V254H252V256H253ZM126 252V251H125ZM153 252H154V254H153ZM181 252H182V250H181ZM185 252V253H186ZM194 252V253H193ZM216 252V251H215ZM215 252H213V253H215ZM241 252H245V251H241ZM248 252V251H247ZM246 252V253H247ZM250 252H249V254H250ZM253 252V253H252ZM111 253V252H110ZM120 253V252H119ZM133 253V252H132ZM139 253V252H138ZM143 253H145V252H143ZM184 253V251H183V254H181L182 255V258H183V256L185 255V256H188L189 257V254H185ZM210 253V254H209ZM243 253H241V254H243ZM9 254V255H8ZM122 254V253H121ZM125 254V253H124ZM123 254V255H124ZM145 254H147V259H149V258H152V260H153V258L154 257H152V256H150L149 255V252H147V253H145ZM164 254H165V251H164ZM170 254V253H169ZM174 254H176V252L174 253ZM173 254V255H174ZM241 254H240V258H242V256H241ZM249 254H246V257L245 258H247V255H249ZM250 254V255H251ZM254 254H256V253H254ZM99 255H100V253H99ZM116 255V254H115ZM120 255V254H119ZM137 256H138V254H136ZM144 255V254H143ZM171 255V258L173 259V257H172V254H170ZM180 255V256H181ZM202 255V256H201ZM207 255V256H206ZM244 255V254H243ZM8 256V257H7ZM127 256H129V255H127V254H125L123 257H127ZM148 256H150L149 258H148ZM162 256H164V255H162ZM166 256V255H165ZM175 256H177L178 258H179V256L178 255H174V257ZM184 256V257H185ZM245 256V255H244ZM136 257V256H135ZM139 257V256H138ZM144 257V256H143ZM142 256H141V258H143ZM188 257H185L186 259H188ZM248 257H250V256H248ZM140 258V260H145L144 258L143 259H141ZM155 258V259H156ZM165 258V257H164ZM167 258V257H166ZM181 258V257H180ZM179 258V259H180ZM210 258H212V256H210ZM235 258V257H234ZM244 258V257H243ZM242 258V259H243ZM244 258V259H245ZM122 259V258H121ZM135 259H138L137 257L135 258ZM154 259V260H155ZM156 259V260H157ZM159 259H160V257H159ZM200 259V260H199ZM120 260V259H119ZM118 260V261H119ZM127 260V259H126ZM129 260V259H128ZM127 260V261H128ZM140 260H137V263H140L139 261ZM151 260V259H150ZM151 260V261H152ZM156 260H155V262H156ZM184 259H181L180 261L181 262H183V264L185 263V262H187V260L184 262L183 261ZM189 260H191V258H189ZM188 260V261H189ZM236 260H237V258H236ZM109 261H111V260H109ZM142 261H141V263H142ZM174 262L176 261V260H173ZM179 261V262H180ZM222 261V260H221ZM129 262V261H128ZM145 262V261H144ZM143 262V263H144ZM168 262H170V260H168ZM172 262V261H171ZM174 262H172L173 264H174ZM180 262V263H181ZM224 262V261H223ZM223 262H221V263H223ZM232 262V261H231ZM234 259H233V262L232 263H230V264H234ZM236 262H238V260L236 261ZM256 261H254V263H255ZM112 263V262H111ZM114 263V262H113ZM112 263V264H113ZM117 263V262H116ZM130 263V262H129ZM131 263H133V262H131ZM136 263V262H135ZM136 263V264H137ZM146 263V262H145ZM175 263H178L177 261L175 262ZM179 263V264H180ZM215 263H217V262H215ZM257 263V262H256ZM168 264V263H167ZM171 264V263H170ZM187 264H189V262L187 263ZM214 264V263H213ZM218 264V263H217ZM220 264V263H219ZM223 264H225V263H223ZM226 264H228V263H226Z\"/></svg>",
	"mask_w": 264,
	"mask_h": 264
},
{
	"label": "snow or ice",
	"instance_id": "6c2138e0",
	"mask_svg": "<svg viewBox=\"0 0 264 264\" xmlns=\"http://www.w3.org/2000/svg\"><path fill=\"white\" fill-rule=\"evenodd\" d=\"M260 179H261L262 182H264V176H261ZM260 244H261L262 246H264V236H262V237L260 238ZM241 264H243L242 261H241Z\"/></svg>",
	"mask_w": 264,
	"mask_h": 264
}]
</instances>
